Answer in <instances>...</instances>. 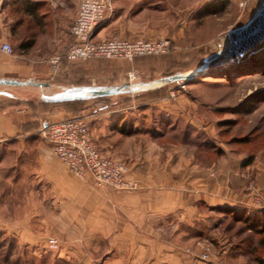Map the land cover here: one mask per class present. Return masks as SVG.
<instances>
[{
    "label": "rangeland",
    "instance_id": "obj_1",
    "mask_svg": "<svg viewBox=\"0 0 264 264\" xmlns=\"http://www.w3.org/2000/svg\"><path fill=\"white\" fill-rule=\"evenodd\" d=\"M153 1L134 12H113L103 37L169 38V52L133 60L73 61L74 84H119L191 70L223 48L229 30L254 17L264 0L246 7L227 0L216 13L202 11L211 0ZM224 58L185 81L184 88L179 81L140 94L53 104L68 105L67 117L87 116L96 147L128 166L125 177L137 182L134 188L99 184L91 174L72 172L43 131L47 122L59 118L38 120L27 137L0 141V264H260L264 47L222 66ZM36 90L22 92L38 97ZM37 105L40 116L52 107ZM103 116L109 122L105 127ZM210 168H237L240 184L233 186L234 172L212 176ZM216 179L222 188L210 190ZM101 190L113 197L149 192L166 199V221L159 222L166 235L150 239L154 254L151 243L147 252L136 254L127 246L128 238L111 245V239L88 236L97 230L75 228L77 209L86 216L95 207L88 198H98ZM213 191L223 203H213ZM51 239L57 247H51ZM146 239L140 237V245ZM112 248L116 252L107 251Z\"/></svg>",
    "mask_w": 264,
    "mask_h": 264
},
{
    "label": "crops",
    "instance_id": "obj_2",
    "mask_svg": "<svg viewBox=\"0 0 264 264\" xmlns=\"http://www.w3.org/2000/svg\"><path fill=\"white\" fill-rule=\"evenodd\" d=\"M80 2L81 0H0V77L37 78L50 80L54 85L74 84L70 78L74 73L73 63L75 62L60 56L75 42L71 28ZM153 2V0H113L112 10L106 13L94 38L96 40L107 39L103 37L105 36L104 30L112 22L113 12H134ZM170 4L171 2L166 1V6H171ZM6 42L13 46V53L2 48ZM28 89L17 90L18 97L0 95V141L29 136V130L43 118L45 120L43 119L42 123L50 117L62 119V117H67L66 115H71L67 108L68 105L54 106L52 102L43 101L39 90H36L38 97L25 96L24 91H35V89ZM37 104L52 105V107L46 114L40 116L39 112L34 109L38 106ZM101 118L102 127L108 125V118L104 116ZM236 169L210 168V173L212 176H217L222 170H226L227 173L234 172L233 186L238 187L240 180ZM220 186L219 179H216L210 190L215 191ZM214 191L210 199L213 203H223L221 202L223 200L213 195ZM100 194L102 196L98 198H88V205L95 207H92L86 216L80 208L77 209L73 216L75 228L79 226L91 231L97 230V232L92 231L88 236H96L100 240L111 239L107 240L111 245L116 243L114 241H117V238H128L127 246H132L130 251L136 254L140 251L147 252L151 243L154 254V242L150 239L156 235L158 237L166 235L163 223H159L166 221V199L155 198L149 192L145 197L137 195L113 197L108 196L107 192L102 190ZM140 237L148 238L144 245H140ZM162 244L166 247L165 243ZM116 250L112 248L107 251L116 252ZM161 250L162 255L165 256L166 249L161 248Z\"/></svg>",
    "mask_w": 264,
    "mask_h": 264
},
{
    "label": "built area",
    "instance_id": "obj_3",
    "mask_svg": "<svg viewBox=\"0 0 264 264\" xmlns=\"http://www.w3.org/2000/svg\"><path fill=\"white\" fill-rule=\"evenodd\" d=\"M252 1L254 0H239V4L246 7ZM112 7L113 0H81L71 28L75 42L60 57L68 61L91 58L133 60L138 56L169 52V38L130 40L112 37L96 40V31ZM2 48L9 53L14 52L13 46L8 42L4 43ZM185 83L179 84V87L184 88ZM43 131L52 145L54 154L76 175L86 177L91 174L99 184L117 188L137 186L136 181L126 179L128 166L123 161L102 155L96 147L87 116L51 120L45 124ZM50 242L51 247H57L56 240L51 239Z\"/></svg>",
    "mask_w": 264,
    "mask_h": 264
},
{
    "label": "water",
    "instance_id": "obj_4",
    "mask_svg": "<svg viewBox=\"0 0 264 264\" xmlns=\"http://www.w3.org/2000/svg\"><path fill=\"white\" fill-rule=\"evenodd\" d=\"M264 47V1L254 17L228 32L227 44L218 51L206 55L203 62L188 71H177L153 79L119 84H71L54 85L50 80L37 78L0 77V95L18 97V89H38L45 102L59 103L75 100H89L122 94H140L179 81H189L204 73L210 63L222 59L231 64Z\"/></svg>",
    "mask_w": 264,
    "mask_h": 264
},
{
    "label": "trees",
    "instance_id": "obj_5",
    "mask_svg": "<svg viewBox=\"0 0 264 264\" xmlns=\"http://www.w3.org/2000/svg\"><path fill=\"white\" fill-rule=\"evenodd\" d=\"M226 1L227 0H211V1L204 4L202 11L211 12V13L212 12H215V13L219 12L221 9H223L225 7ZM100 98H103V97H100ZM100 98H95V99H100ZM59 103H63V102H59ZM124 129L126 130L125 127L122 130L125 131ZM255 221L260 222L259 216L255 218ZM262 231H264V229ZM257 260L260 264H264V257L257 256Z\"/></svg>",
    "mask_w": 264,
    "mask_h": 264
},
{
    "label": "bare ground",
    "instance_id": "obj_6",
    "mask_svg": "<svg viewBox=\"0 0 264 264\" xmlns=\"http://www.w3.org/2000/svg\"><path fill=\"white\" fill-rule=\"evenodd\" d=\"M136 82H138V81H136Z\"/></svg>",
    "mask_w": 264,
    "mask_h": 264
}]
</instances>
